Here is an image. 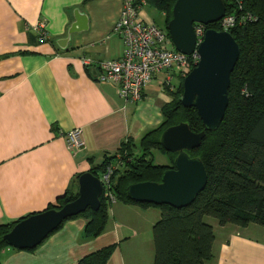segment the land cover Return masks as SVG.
<instances>
[{"label": "crops", "instance_id": "0c3cea01", "mask_svg": "<svg viewBox=\"0 0 264 264\" xmlns=\"http://www.w3.org/2000/svg\"><path fill=\"white\" fill-rule=\"evenodd\" d=\"M121 0H0V224L37 213L65 193L76 194L74 176L112 155L127 139L136 145L162 121L180 78L156 73L137 102L123 101L109 83H96V62L118 59L119 36L112 31ZM145 5L139 17L154 21ZM87 19L85 31L65 38L72 11ZM155 14V15H157ZM43 23L48 39L36 41L32 27ZM93 64L85 66L81 59ZM167 79L171 89L163 80ZM175 79V83L171 80ZM80 130L83 148L71 152L58 132ZM153 207L110 202L102 232L82 237L85 220L75 217L31 250L5 247L0 264H75L113 245L106 264H152ZM215 221V220H214ZM213 232L205 264H264V228L208 223Z\"/></svg>", "mask_w": 264, "mask_h": 264}, {"label": "trees", "instance_id": "16d2710c", "mask_svg": "<svg viewBox=\"0 0 264 264\" xmlns=\"http://www.w3.org/2000/svg\"><path fill=\"white\" fill-rule=\"evenodd\" d=\"M143 1L163 15L162 24L156 26L166 32L165 26L175 0ZM221 1L225 13L235 18L234 25L227 32L237 45L238 56L229 74L227 105L221 121L214 131L204 132L197 148L185 152L203 165L206 174L203 189L189 205L179 209L133 202L125 195L128 185L158 182L162 172L172 168L175 153L165 152L158 143L165 128L184 123L192 133L202 130L195 109L180 105L183 76L169 92L171 100L161 108L162 121L156 128L143 134L136 145L129 139L121 142L112 155L103 156L99 164L88 170L100 178L107 166L118 164L109 175L107 184L113 200L159 210V218L151 227L152 264H205L209 261L213 232L204 222L205 217L212 218L219 226L246 227L252 224L264 228V0ZM206 29L221 31L218 22L205 26ZM152 151L164 154L169 165H154ZM78 176H74L73 183ZM103 193L104 189L98 197L97 210L86 209L66 219L82 217L85 220L84 239L98 236L106 223L110 202ZM75 197V193H65L40 212L0 224V251L7 247L1 236L13 225L29 216L58 209ZM113 249V245L103 247L81 257L75 264H106Z\"/></svg>", "mask_w": 264, "mask_h": 264}, {"label": "water", "instance_id": "95a60500", "mask_svg": "<svg viewBox=\"0 0 264 264\" xmlns=\"http://www.w3.org/2000/svg\"><path fill=\"white\" fill-rule=\"evenodd\" d=\"M225 14L221 0H175L165 29L173 50L183 55L193 50L198 61L182 78L180 105L194 108L202 130L192 133L186 124L178 123L165 128L158 137L159 146L168 153H175L172 168L162 172L158 182L130 184L126 197L137 203L155 206L167 205L175 209L189 205L203 189L206 174L197 158H189L186 151L197 148L204 132L214 131L223 117L227 105L229 74L237 60V45L228 32L206 29L201 42L195 46L193 24L207 26L217 23ZM73 21L65 38L55 41L63 50L73 34L87 28V19L79 10L72 11ZM76 197L58 209L47 210L27 217L13 225L1 240L15 250H31L63 221L86 209L97 210L101 182L89 172L76 179Z\"/></svg>", "mask_w": 264, "mask_h": 264}, {"label": "built area", "instance_id": "2783aa9c", "mask_svg": "<svg viewBox=\"0 0 264 264\" xmlns=\"http://www.w3.org/2000/svg\"><path fill=\"white\" fill-rule=\"evenodd\" d=\"M145 5L143 0H121L112 31L121 40L122 54L115 60L105 59L96 62L97 71L94 81L112 84L117 96L123 101H139L143 88L150 83L156 73L166 72L184 76L198 61L195 50L188 55L176 52L172 49L164 30L153 23L141 20L139 10ZM234 22V16L225 13L218 21L219 28L227 32ZM31 29L36 41L48 39L42 22H38ZM192 32L197 46L203 38L205 26L193 24ZM81 62L85 66L93 64L86 58H82ZM162 84L171 89L167 79L163 80ZM58 135L63 137L67 150L74 152L83 148L79 129L58 132ZM117 166L118 164L107 166L98 178L101 188L104 189L103 195L109 202L114 200L107 190L108 178Z\"/></svg>", "mask_w": 264, "mask_h": 264}, {"label": "rangeland", "instance_id": "374dc122", "mask_svg": "<svg viewBox=\"0 0 264 264\" xmlns=\"http://www.w3.org/2000/svg\"><path fill=\"white\" fill-rule=\"evenodd\" d=\"M148 10H151L153 12V16H154V21L157 22V24L160 22V19H159V15L157 14V11H155L154 9L148 7L147 8ZM157 14V15H155ZM193 68V67H192ZM191 68V69H192ZM171 83H175V79H172L171 80ZM151 157H152V163L154 165H161V166H168L169 165V161L168 159L166 158V156L162 153H160L159 151H152L151 152ZM204 222L205 223H213L215 222L212 218H209V217H205L204 218Z\"/></svg>", "mask_w": 264, "mask_h": 264}]
</instances>
